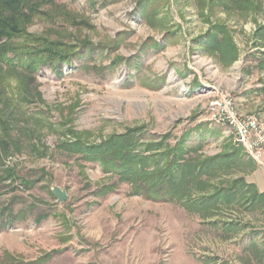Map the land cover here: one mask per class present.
Wrapping results in <instances>:
<instances>
[{"label":"rangeland","instance_id":"1","mask_svg":"<svg viewBox=\"0 0 264 264\" xmlns=\"http://www.w3.org/2000/svg\"><path fill=\"white\" fill-rule=\"evenodd\" d=\"M41 11L9 54L23 81L0 82V264H264L262 208L191 204L230 185L229 162L252 160L209 105L229 95L264 120V0H51ZM173 159L203 165L200 177L187 165L160 183Z\"/></svg>","mask_w":264,"mask_h":264},{"label":"trees","instance_id":"2","mask_svg":"<svg viewBox=\"0 0 264 264\" xmlns=\"http://www.w3.org/2000/svg\"><path fill=\"white\" fill-rule=\"evenodd\" d=\"M50 1L51 0H0V82L2 80L3 74H5L6 72L10 73L11 75L13 74L15 77H17L19 81L21 82L23 81V77H24L23 73L18 71L16 68L12 69L13 65L11 63V60L9 59V54L19 49L18 47H15L16 45L14 46L13 42L16 41L18 38L27 36L26 32H27L28 25L34 20V18H37L38 15H40V13L42 12L41 9L43 5ZM218 43L219 42L217 40L216 44ZM219 50L221 51V53H224L227 50H232V48L230 49L228 47L219 46L218 51ZM9 139H10L9 135L6 134L2 136L0 134V151L4 152L5 154L7 150L10 148V141H8ZM99 156L102 157L101 163L103 164V166H108L109 164L113 163L111 160L109 161V158L111 157L109 158L108 156L105 157L104 152H100ZM224 158H227L229 160H236V158L238 157L234 154H231L229 156L226 155V157ZM150 159L146 158L142 161L143 162L145 160L149 161ZM112 160L116 161V158ZM173 160L174 161H172L171 164L167 165L166 167L168 169V173H166L164 176L159 175V173L155 174V175H158L159 181L162 176L160 183L162 181H164L165 183H169L170 180H172L171 179L172 170L174 173L177 169H181V168L183 169V167H188V166L190 167L191 171L193 170L190 175L192 179H194L195 177L196 178L200 177L201 174L198 175V173H196L195 171L196 169H198L199 167H202L203 165L201 166L199 164L193 165L194 163H191L192 161H194L193 159H190L188 162L184 163V165L183 164L179 165L181 162L180 160L182 159H173ZM2 162H0V165ZM131 162L132 161L127 160L126 164H129ZM232 162H235V161H231L229 162V164H231ZM132 164H134L137 167V165L139 164V161L138 163L137 162L134 163L133 161ZM189 164L193 166L191 167ZM212 169L215 170L218 168H212ZM132 170H128V172L122 173V175H125L127 178H129L128 180H132L134 174L135 175L140 174L137 172L134 173L132 172ZM11 176L13 175L9 173L8 177H11ZM182 181L183 180H180L179 183H182ZM227 183L230 185L226 187H220V188L214 187L212 192H208V195L202 197L201 199L199 198V199L193 200L191 204L195 206L197 205L198 208L199 206H203V204L205 205L207 204L208 208L207 207L205 208L208 211L214 208V206H216V204H218L220 201L223 204H231L234 201L237 202V200H242V201L245 200L247 205H251L253 207H260L264 210V194H259L258 192L254 191L243 179L230 180V181H227ZM148 197L156 198V195L154 196L153 194V195H149ZM172 198H175V197L173 196Z\"/></svg>","mask_w":264,"mask_h":264},{"label":"built area","instance_id":"3","mask_svg":"<svg viewBox=\"0 0 264 264\" xmlns=\"http://www.w3.org/2000/svg\"><path fill=\"white\" fill-rule=\"evenodd\" d=\"M209 115L250 159L264 167V120L241 113L229 95L215 98L209 105Z\"/></svg>","mask_w":264,"mask_h":264},{"label":"crops","instance_id":"4","mask_svg":"<svg viewBox=\"0 0 264 264\" xmlns=\"http://www.w3.org/2000/svg\"><path fill=\"white\" fill-rule=\"evenodd\" d=\"M235 162V165H232L235 167L232 169V174L236 173L237 175H234L231 180L243 179L254 191L264 194V167L258 166L252 160L241 159V157Z\"/></svg>","mask_w":264,"mask_h":264},{"label":"water","instance_id":"5","mask_svg":"<svg viewBox=\"0 0 264 264\" xmlns=\"http://www.w3.org/2000/svg\"><path fill=\"white\" fill-rule=\"evenodd\" d=\"M52 192L57 198L58 203H63L68 199L67 192L64 189L60 188L59 186H55L52 189Z\"/></svg>","mask_w":264,"mask_h":264}]
</instances>
